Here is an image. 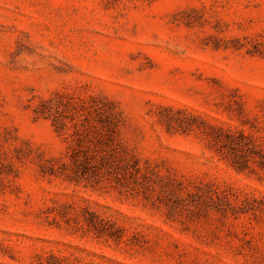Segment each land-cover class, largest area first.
Listing matches in <instances>:
<instances>
[{
  "label": "rangeland",
  "instance_id": "1",
  "mask_svg": "<svg viewBox=\"0 0 264 264\" xmlns=\"http://www.w3.org/2000/svg\"><path fill=\"white\" fill-rule=\"evenodd\" d=\"M0 264H264V0H0Z\"/></svg>",
  "mask_w": 264,
  "mask_h": 264
},
{
  "label": "trees",
  "instance_id": "2",
  "mask_svg": "<svg viewBox=\"0 0 264 264\" xmlns=\"http://www.w3.org/2000/svg\"><path fill=\"white\" fill-rule=\"evenodd\" d=\"M110 119V118H109ZM113 127H117L115 124H113ZM109 148H113V147H111V145H109ZM112 154H114L115 155V149H110L109 150V153L108 152H102V153H95L94 155H92V156H99V159L101 160V161H103V163H106V161H108V160H115L116 159V157L115 156H112ZM90 156V155H89ZM111 156L112 157H115V158H111ZM85 157H88V155H86ZM86 160H88L87 158H86ZM123 162V164L124 165H122V167L124 166V167H128L129 165H128V162H125V161H122ZM134 168V167H133Z\"/></svg>",
  "mask_w": 264,
  "mask_h": 264
}]
</instances>
